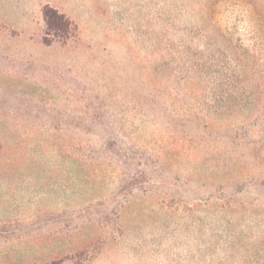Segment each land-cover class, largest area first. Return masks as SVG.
<instances>
[{"label": "rangeland", "instance_id": "obj_1", "mask_svg": "<svg viewBox=\"0 0 264 264\" xmlns=\"http://www.w3.org/2000/svg\"><path fill=\"white\" fill-rule=\"evenodd\" d=\"M186 4L0 0V264H264V82L237 112L191 92Z\"/></svg>", "mask_w": 264, "mask_h": 264}, {"label": "trees", "instance_id": "obj_2", "mask_svg": "<svg viewBox=\"0 0 264 264\" xmlns=\"http://www.w3.org/2000/svg\"><path fill=\"white\" fill-rule=\"evenodd\" d=\"M184 1L188 20L180 32L184 49L183 67H179L182 81L200 84L202 87L190 91L217 99L220 114L254 108L255 96L264 82V0ZM229 6L247 11V43L235 27L224 26L219 19L220 10ZM42 18L44 46L65 43L76 31L73 23L55 8L44 6ZM243 101L248 107L242 105ZM209 264L222 263L211 260Z\"/></svg>", "mask_w": 264, "mask_h": 264}]
</instances>
